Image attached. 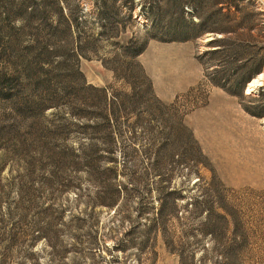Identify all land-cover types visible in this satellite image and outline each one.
<instances>
[{
    "label": "rangeland",
    "instance_id": "1",
    "mask_svg": "<svg viewBox=\"0 0 264 264\" xmlns=\"http://www.w3.org/2000/svg\"><path fill=\"white\" fill-rule=\"evenodd\" d=\"M158 1L0 0V264H264V0Z\"/></svg>",
    "mask_w": 264,
    "mask_h": 264
},
{
    "label": "trees",
    "instance_id": "2",
    "mask_svg": "<svg viewBox=\"0 0 264 264\" xmlns=\"http://www.w3.org/2000/svg\"><path fill=\"white\" fill-rule=\"evenodd\" d=\"M200 1L201 0H159L158 2L160 4H162L163 6H159L157 4V2H153V3H151V5L148 6L149 12H153L152 10H154V20L151 21L150 26L153 27V26H155L156 22H161V24L163 25V29L167 34V36H165L164 38L170 39V40L171 39L185 38L187 35L184 37H179V36L175 35L176 34L175 33L176 27H177V25L187 24L189 22L188 19L190 18L189 15H191V14L198 16V18H199L198 22L197 21H191L187 25L192 26V27H197L198 25L201 26L203 24V21H200L202 18L198 14V8H199L198 4ZM183 2L187 3L190 7V10H188V12H187V13H189L188 16L184 15V10L181 8V5ZM150 7L152 8V10L150 9ZM139 10H140L141 15H144V12L141 11V6H139ZM216 12H218V8L216 9ZM105 13H108V12H105V7L102 6L101 10L99 9V15H105ZM112 13L114 14L115 12H112ZM113 14L111 15V13H110L109 17L106 18V20L104 21V24H108V25L113 24V22H114ZM127 16H130V13H128ZM214 23H215V21H212V23H210V24H214ZM205 28H209L211 30L217 29V27L214 25H208V26L206 25ZM146 30H152V29L147 27ZM218 30H221V29H218ZM172 32H174V33H172ZM150 35L157 36L153 32L150 33ZM216 40L217 39H214V41H216ZM141 46H142V42L138 43V42L129 40L128 44H126L124 47L127 50V52L131 56H133L134 54H136L139 51ZM238 92L240 93V90H238ZM262 95H263V92L260 91L258 94V97L262 98ZM247 96H249L251 98L255 97V96L253 97V95L251 93L247 94ZM153 98H154V100L156 99V97H154V96H153ZM262 99H264V98H262ZM156 100L158 102V99H156ZM261 106L264 108V100L261 101ZM243 108L247 112L254 114V115H257L260 112L258 110L249 109L245 106H243Z\"/></svg>",
    "mask_w": 264,
    "mask_h": 264
},
{
    "label": "bare ground",
    "instance_id": "3",
    "mask_svg": "<svg viewBox=\"0 0 264 264\" xmlns=\"http://www.w3.org/2000/svg\"><path fill=\"white\" fill-rule=\"evenodd\" d=\"M255 84H257L256 81L252 84V86H254ZM252 86H247V88H245V90H244V94H249L250 93V89L252 88Z\"/></svg>",
    "mask_w": 264,
    "mask_h": 264
}]
</instances>
